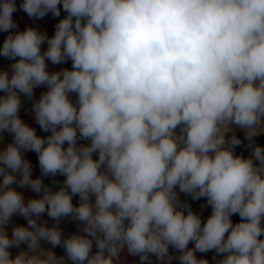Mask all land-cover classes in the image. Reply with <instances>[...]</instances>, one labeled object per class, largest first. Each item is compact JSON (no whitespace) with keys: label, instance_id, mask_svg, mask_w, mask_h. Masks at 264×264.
<instances>
[{"label":"clouds","instance_id":"9594fccd","mask_svg":"<svg viewBox=\"0 0 264 264\" xmlns=\"http://www.w3.org/2000/svg\"><path fill=\"white\" fill-rule=\"evenodd\" d=\"M61 4L67 15L49 38L32 27L10 32L17 6L0 0V31L9 32L0 56L14 61L11 74L0 70V133L14 139L0 148V264H119L125 247L142 262L154 255L170 264V246L180 264H208L195 253L211 250L224 254L217 264H264V148L244 158L234 154L241 141L227 138L231 124L249 141L264 133V0H23L20 7L43 18L60 16ZM69 59L71 70H47L46 61ZM40 86L47 91L32 111L51 132L46 138L19 116L20 94L32 98ZM78 139L89 143L77 146ZM22 150L38 154L43 176L64 175L63 186L53 191L33 179ZM14 185L43 195L25 202ZM177 188L207 199L206 222ZM45 212L80 222L83 234L62 238L58 223H38ZM16 214L27 226L9 236ZM41 241L62 246L66 259ZM21 244L27 250L12 258Z\"/></svg>","mask_w":264,"mask_h":264},{"label":"crops","instance_id":"0c3cea01","mask_svg":"<svg viewBox=\"0 0 264 264\" xmlns=\"http://www.w3.org/2000/svg\"><path fill=\"white\" fill-rule=\"evenodd\" d=\"M23 0H15L17 10L13 13V20L16 23L17 27L15 29H11L10 32L15 33L17 31H23L28 27H32L40 31L41 33H45L49 38L52 37L55 33V26L56 24L63 19L62 16H54L51 12L46 14L43 18H35V17H29L23 9L20 7ZM9 35V32H3L0 31V47L3 45V41L5 38ZM47 48V43L45 42L41 46V50L44 51ZM14 61L9 60L8 58H5L3 56H0V70H7L9 71V74H11L10 65ZM47 63V70L51 72L60 71L62 69H69L71 70L72 64L71 60H67L64 63L61 64H52L50 61H46ZM47 91L46 86H40L36 87L34 89V95L32 98H28L21 95V101L22 106L19 111V116L21 119L29 126L35 129L37 136L46 138L51 134L50 131H43L40 127V125L37 123V121L34 119V113L32 111V105L34 100H38L42 93ZM4 93L0 92V96H3ZM70 99L75 103L77 96L75 93L69 94ZM229 127L232 129V132L228 134L227 138L230 139L231 135H235L241 143L234 148V154L238 156H242L244 158H249L252 155L253 149L255 146H260L264 148V133H259L255 137H253L252 141H249L246 138L245 130L239 128L235 124L229 125ZM0 136H2V140H0V148L5 147L9 143H13V135L8 133L7 131L0 133ZM89 141L78 139L77 146L84 145L87 146ZM64 147H67V144L64 145ZM24 158L28 160L32 166V178H40L44 185L51 187L53 191L59 190L60 187L63 186L64 180L66 177L61 174H57L56 176H43L41 174V169L39 166V160H38V154L34 151H27L22 150ZM94 159H98V153L93 154ZM258 164V162H255ZM19 179V177H18ZM0 180H2V177H0ZM16 187V190L21 192L24 196L25 202H27L28 199H39L43 193H36L32 191L30 188L24 187L21 188L18 185H14ZM177 192L179 194V199L182 202H185L191 206V210L200 215L202 223L206 222L207 218L212 214V208L207 204V199L204 197H201L199 199H192L191 195L185 194L182 192H179V189L177 188ZM94 200V197H93ZM72 202L75 206H78L79 196H73ZM35 218V217H33ZM233 224L240 222V217L238 214H234L231 217ZM38 223L44 224L48 227L56 226L58 223L59 228L62 231V238L70 237L73 234H83L81 233L80 229L82 228V224L77 221L71 220L70 217L62 218L59 222L56 220H53L48 217L47 212L43 213L38 221ZM262 224H264V221H262ZM13 226H27V220L16 214L12 217L11 222L7 226L8 235L11 236L12 227ZM261 239H264V236L261 237ZM40 247L44 250H51L56 254L57 257H64L66 259V253L62 246H56L53 247L50 243L46 241L40 242ZM188 247L190 249L194 248V242H190ZM21 250H27L26 244H21L20 248L17 249L13 247L10 249L12 258H15V256L19 253ZM93 253L97 251L95 247V242L93 243ZM169 254L172 256V260L170 264H180V261L178 259L180 253L177 252L175 249L169 248ZM197 259H206L208 261V264H217V261L222 260L224 258V254H217L214 250L208 251V252H196L195 253ZM69 264H72V262L69 261ZM119 264H162L161 261H159L154 255H150L149 260L141 261L140 257L138 255H130L127 252V248L125 247L121 254L119 259Z\"/></svg>","mask_w":264,"mask_h":264},{"label":"trees","instance_id":"16d2710c","mask_svg":"<svg viewBox=\"0 0 264 264\" xmlns=\"http://www.w3.org/2000/svg\"><path fill=\"white\" fill-rule=\"evenodd\" d=\"M59 7H60V15L62 16V18H64L67 15V13L63 10L62 4Z\"/></svg>","mask_w":264,"mask_h":264}]
</instances>
